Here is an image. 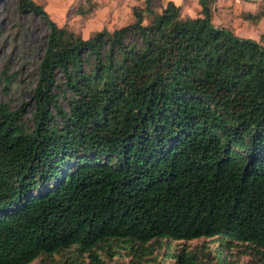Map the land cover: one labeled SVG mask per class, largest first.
<instances>
[{
  "label": "trees",
  "instance_id": "trees-1",
  "mask_svg": "<svg viewBox=\"0 0 264 264\" xmlns=\"http://www.w3.org/2000/svg\"><path fill=\"white\" fill-rule=\"evenodd\" d=\"M19 1L48 33L29 120L0 101V264H237L184 248L148 263L201 237L264 264V44L214 26L216 0L148 24L144 0L88 38Z\"/></svg>",
  "mask_w": 264,
  "mask_h": 264
},
{
  "label": "rangeland",
  "instance_id": "rangeland-1",
  "mask_svg": "<svg viewBox=\"0 0 264 264\" xmlns=\"http://www.w3.org/2000/svg\"><path fill=\"white\" fill-rule=\"evenodd\" d=\"M59 25L69 32L88 38L102 29L114 30L133 20V9H144V0H33ZM19 0H0V101L11 108L26 103V119L29 120L33 105L31 95L36 82L37 68L44 51L48 26L38 15L22 11ZM164 0H152V13L144 12V24L159 14ZM59 82L62 84V77ZM57 93L60 90L56 91ZM61 95V93H60ZM64 107L62 97L58 98ZM30 124V122L28 123ZM200 251L207 261H215L220 255L237 264H252L251 255L245 253L244 245L226 244L217 238H196L189 241H169L163 246L155 245L150 260H166V252L181 249ZM129 257L115 256L109 264L127 262ZM35 260L30 264H36Z\"/></svg>",
  "mask_w": 264,
  "mask_h": 264
},
{
  "label": "crops",
  "instance_id": "crops-1",
  "mask_svg": "<svg viewBox=\"0 0 264 264\" xmlns=\"http://www.w3.org/2000/svg\"><path fill=\"white\" fill-rule=\"evenodd\" d=\"M168 2L180 6L183 16H196L201 11L199 0H164L162 9ZM260 11L264 12V0H216L211 21L214 26L227 28L237 36L264 44V15L257 20L247 18Z\"/></svg>",
  "mask_w": 264,
  "mask_h": 264
}]
</instances>
